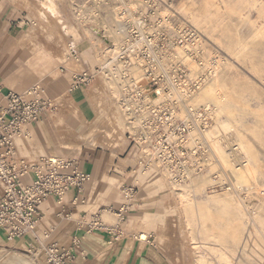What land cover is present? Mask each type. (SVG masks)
I'll return each mask as SVG.
<instances>
[{"label": "rangeland", "instance_id": "obj_1", "mask_svg": "<svg viewBox=\"0 0 264 264\" xmlns=\"http://www.w3.org/2000/svg\"><path fill=\"white\" fill-rule=\"evenodd\" d=\"M94 10L100 16L90 18ZM83 15L88 16L84 23ZM0 18L12 22L11 30L17 38L9 58L18 76L6 84L20 93L39 84L42 96H61L68 91L73 71H94L103 64L116 45L114 34L123 28L141 27L157 44H178L177 59L189 61L190 68L197 73L201 72L197 64L199 61L206 64V57L222 60L225 67L222 70L220 63L219 72L220 80H224L225 119L221 121L218 111L216 127L210 134L212 137L233 134L247 159L245 167L239 155L231 161L226 149L228 155L222 157L215 151L219 165L215 163L212 171L222 169L225 176L215 181L208 173L188 185L173 186L157 170L140 173L125 123L122 130H115L118 141L108 147L92 150L85 146L76 157L58 151L55 154L83 159L86 169L95 163L96 174L89 185L91 201L80 211L89 208L94 211L111 201L119 208L126 198L123 188L134 187L136 192L130 201L126 225L138 239L142 234L143 238L147 236L144 242L150 241L163 249L169 264H264V34L253 36L257 30L264 31V0H0ZM122 37L119 33V41ZM69 44L77 47L78 58L89 60L91 66H74L75 59L68 58ZM47 57L58 61L50 64ZM105 90L106 81L98 76L90 86L69 94L56 112L44 113L29 129L28 137L17 139L21 154L30 159L49 157L43 153L45 144L85 133L106 116L101 101ZM202 90L198 96L200 103L216 104L203 99ZM112 109L111 115L120 117L117 105ZM118 117L112 118L115 121ZM101 152L107 157L102 172L103 162H96ZM87 157L90 161H86ZM218 184L220 188H216ZM187 186H191V194L186 193ZM113 214L106 213L104 220L116 222ZM25 238L10 242L0 233V264H39L36 252L31 251Z\"/></svg>", "mask_w": 264, "mask_h": 264}, {"label": "built area", "instance_id": "obj_2", "mask_svg": "<svg viewBox=\"0 0 264 264\" xmlns=\"http://www.w3.org/2000/svg\"><path fill=\"white\" fill-rule=\"evenodd\" d=\"M93 13L90 18L100 16L98 11ZM81 18L84 23L88 16ZM144 31L141 27L121 29L123 37L115 45L117 49L108 53L103 64L94 71H73L67 94L90 86L101 76L117 88L127 138L137 154L140 173L157 170L177 187L208 173L218 181L225 173L222 169L212 171L219 161L209 135L216 127V106L197 101L201 88L212 79V71L199 61L201 72L197 73L189 61L177 59L178 44H157ZM68 58H78L73 44H69ZM61 103V99L42 96L39 84L20 93L4 92L0 83V230L10 242L36 230L41 206L49 198L55 197L63 204L71 190L81 193L89 180L75 159L30 160L17 149V139L29 136V126L44 113L56 112ZM122 191L125 200L115 211L109 209L116 217L115 223L106 222L100 213L87 222L89 231H105L112 242L125 233L130 201L136 192L134 187ZM79 201L85 203L86 199L76 196L74 203ZM44 251L46 264H68L74 258L56 244L44 246Z\"/></svg>", "mask_w": 264, "mask_h": 264}, {"label": "crops", "instance_id": "obj_3", "mask_svg": "<svg viewBox=\"0 0 264 264\" xmlns=\"http://www.w3.org/2000/svg\"><path fill=\"white\" fill-rule=\"evenodd\" d=\"M11 28L12 22L10 20L0 18V83L3 85L4 92L13 90L8 88L6 82L13 81L18 76V73L13 72L9 58L11 50L15 45L14 42L17 39ZM42 58L45 57L42 56ZM47 60L50 64H54L55 61H58V59H49L48 57ZM80 62L83 63L80 64ZM80 62L73 64L74 66H77V68H88L86 65L91 66V62L85 58H81ZM105 91L106 93L101 97V101L103 100L104 108H106V116L101 118V120L95 123V125L87 128L85 133L76 135L77 137L87 138L97 131L99 136L93 140L91 145L80 147L82 149L86 146L89 149L96 150V148L108 147L112 142L116 143L118 141V135L116 136L114 133L115 130L122 128L125 120L108 83H106ZM68 96L66 90L57 98L61 99L63 102ZM115 105L118 107L120 117L116 114L112 116L110 113V111L113 110L112 106ZM112 117H118V119L116 118L115 120L117 124ZM78 118L82 120L81 116H78ZM33 124L34 123L29 126L30 130ZM101 124H103V126H101ZM80 148L68 143V138L64 137L55 144H45L43 153L47 156L56 157L55 153L58 151L66 156L76 157L82 153V149ZM17 149L20 155H22L18 143ZM95 152L96 151H94L93 154ZM98 157L99 159H97L96 162H103L100 167V172H102L101 169H104V163L107 157L104 156L103 153L99 154ZM75 160L79 162L80 168L89 175V180L86 182L85 188L81 193H78V191L74 189L71 190L63 204L58 203L55 197L49 198L41 206L42 216L36 230L33 233L26 235L27 238H25V242L29 248H31V251L36 252L35 255L37 259H39V264H46L47 255L44 251V246L50 244H56L61 251L69 252L74 256L73 260L68 264H169L168 257L163 249L150 241L144 242L135 237L128 229V225L125 227V233L113 242L111 241L110 235L105 231L88 230L87 222L94 214L100 213L104 218L106 213H113L110 212L109 209L113 208L112 210L115 211L118 207H116L115 202L111 201L109 204H101L94 211L90 208L80 211L81 207H88L91 201L89 185L92 184L96 173L94 171V162L90 169H86L85 165L87 163H85L83 159ZM86 161H90L89 157L86 158ZM76 196L81 198L85 197V203H81L80 201L74 203V198ZM0 233L4 234L6 237L3 231L0 230ZM77 241L79 242L77 243ZM38 253H40V255H38Z\"/></svg>", "mask_w": 264, "mask_h": 264}, {"label": "bare ground", "instance_id": "obj_4", "mask_svg": "<svg viewBox=\"0 0 264 264\" xmlns=\"http://www.w3.org/2000/svg\"><path fill=\"white\" fill-rule=\"evenodd\" d=\"M253 2V1H252ZM251 2V3H252ZM255 5L257 4L256 2L254 3ZM45 6H47V5H45ZM245 9V8H244ZM244 11V10H243ZM250 12V11H249ZM248 13V12H247ZM163 14H164V16H166V14H167V12L165 11V12H163ZM244 20H246V17L244 18ZM216 23V22H215ZM239 23V22H238ZM237 23V24H238ZM213 25H215V24H213ZM241 25H242V23H241ZM208 26V25H207ZM212 26V25H211ZM239 26V25H238ZM237 26V27H238ZM217 28V27H216ZM201 29V28H200ZM210 29V28H209ZM235 33V32H234ZM236 33H237V31H236ZM262 34H264V31H261V30H257V31H255L254 33H253V36L254 37H258L259 35H262ZM231 35H233V34H231ZM263 36V35H262ZM113 37V36H112ZM235 38H238V35L235 37ZM114 40L116 41V46H117V44H118V42H119V33H116V35L114 34ZM244 40V39H243ZM251 41V40H250ZM258 41V40H257ZM260 41V40H259ZM238 42V41H237ZM241 42V41H240ZM252 44H254V43H252ZM257 44V43H256ZM115 46V45H114ZM202 46V45H201ZM235 47V46H234ZM252 47V46H251ZM250 47V48H251ZM115 49H117V47L115 48L114 47V49H111V50H109V54H111V52H113ZM204 49H205V51H206V48H205V45H204ZM235 49V48H234ZM253 50V49H252ZM257 50V49H256ZM255 50V51H256ZM259 50V49H258ZM258 50H257V52H258ZM233 51V50H232ZM207 52V51H206ZM248 52V51H247ZM256 53V52H255ZM254 53V54H255ZM258 53H262V52H258ZM246 56V55H245ZM248 56V55H247ZM257 57H259V54L257 55ZM261 57H262V55H261ZM243 58V57H242ZM246 58V57H245ZM253 58H255V57H253ZM245 60V59H244ZM251 60V59H250ZM258 60V59H257ZM264 60V59H263ZM262 60V61H263ZM74 61V60H73ZM81 61V58H77V59H75V61H74V63H79ZM253 61V60H252ZM251 62V61H250ZM259 62V61H258ZM264 62V61H263ZM220 63L223 65L222 66V70L224 69V67H225V63L222 61V60H219L218 59V57H211V58H207L206 57V68H209V69H211V71H212V79L207 83V84H205L202 88H201V90H202V98L203 99H210V100H213L214 102H216V104L215 103H213L215 106H216V113H217V115H218V111H219V115H220V119H221V121H223L224 119H225V95L223 94V88H224V80H223V82L220 80V72L219 71H222L221 69H220ZM252 63V62H251ZM255 63H257L256 61H255ZM247 64V63H246ZM254 64V63H253ZM252 64V65H253ZM262 64V63H261ZM249 65V64H248ZM250 66V65H249ZM253 66H255V65H253ZM256 66H257V64H256ZM260 66V65H259ZM263 66V65H262ZM258 67V66H257ZM264 67V66H263ZM259 69V68H258ZM260 71V70H259ZM226 74V73H225ZM264 74V73H263ZM233 75V74H232ZM224 76H226V75H224ZM229 76V75H228ZM230 77V76H229ZM235 78V77H234ZM227 79V78H226ZM225 79V80H226ZM231 81V80H230ZM229 81V83H231ZM227 82V81H226ZM234 82V81H233ZM107 83V82H106ZM253 83V82H252ZM109 84V87L111 88V91H112V93H113V95H114V97H115V100H116V103H117V105H118V107H119V102H118V91H117V88H116V86L114 85V84H112V83H108ZM232 84V83H231ZM248 85V84H247ZM251 86H252V84H251ZM227 87V86H226ZM230 87V86H229ZM233 87V86H232ZM240 87V86H239ZM255 87V86H254ZM257 87V86H256ZM237 88V87H236ZM249 88V87H248ZM240 89V88H239ZM256 89V88H255ZM201 90L199 91V93H198V95H197V101L198 102H202V101H200L199 100V94H200V92H201ZM236 90V89H235ZM250 90V89H249ZM252 90H253V88H252ZM237 91V90H236ZM241 92V91H240ZM244 92V91H243ZM252 92V91H251ZM231 93H232V90H231ZM242 93V92H241ZM246 93V92H245ZM254 95V94H253ZM206 103H208V102H206ZM210 103V102H209ZM229 106V105H228ZM119 109H120V111H121V108L119 107ZM234 112V111H233ZM121 113H122V111H121ZM236 114V113H235ZM238 114V113H237ZM122 115H123V113H122ZM241 116V115H240ZM123 118H124V120H125V117H124V115H123ZM223 119V120H222ZM242 120V119H241ZM234 122V121H233ZM106 123V122H105ZM126 124V123H125ZM224 124L225 123H223V127L225 128V126H224ZM101 126H103V124H101ZM260 126V125H259ZM251 128V127H250ZM259 129V128H258ZM96 130H98V129H96ZM247 130V129H246ZM237 131H239V130H237ZM213 132V131H212ZM240 132V131H239ZM101 133V132H100ZM211 133V132H210ZM209 133V135L211 136V134ZM264 133V132H263ZM240 134V133H239ZM245 134V133H244ZM99 136V133L96 131V132H94L91 136H89V137H87V138H81V137H77V136H75L74 138H68V143H70V144H72V145H74V146H76V147H82V146H84V145H91L92 144V142H93V140L95 139V138H97ZM264 136V135H263ZM212 137V136H211ZM213 138V147H214V150L218 153V155L220 156V157H222V156H226V155H228L227 154V151H228V153H229V155H230V157L232 158V160L231 161H233V157L236 155H239V157H240V160H242V162H241V165L243 166V167H245L246 166V164H247V159H246V157L244 156V154H243V152H242V150H241V146H240V143H239V141H238V139L233 135V134H228V135H223V136H220V137H218V136H214V137H212ZM249 140V139H248ZM64 141V140H63ZM250 141V140H249ZM251 143H252V141H250ZM230 143H232V146L230 147ZM254 146V145H253ZM226 147V148H225ZM236 147V148H235ZM228 148V149H227ZM245 148H246V150L247 151H249L250 152V147H249V145H246L245 146ZM77 149V148H76ZM80 149H82V148H80ZM227 151H226V150ZM50 151V150H49ZM78 151H80V150H78ZM53 152V151H52ZM68 152V151H67ZM252 152H253V150H252ZM255 152V151H254ZM70 153V152H69ZM76 153V152H75ZM258 153V152H257ZM256 153V154H257ZM72 154V153H71ZM74 154V153H73ZM255 154V153H254ZM255 154V155H256ZM75 155V154H74ZM258 155V154H257ZM253 156V155H252ZM50 158H55L54 156H49ZM75 157V156H74ZM254 157V156H253ZM256 158V157H255ZM254 158V159H255ZM237 169H241V167L240 168H237ZM236 182V181H235ZM173 186H175V185H173ZM177 187V186H176ZM189 188H191V186H187V188H185L186 189V193L187 194H191V193H189ZM226 187H223V189H225ZM218 193V192H217ZM187 194H185V198L187 197ZM222 194V193H221ZM213 195H214V193H213ZM223 195H225V194H223ZM184 196V195H183ZM219 196V195H218ZM211 197V196H210ZM213 197V196H212ZM223 197V196H222ZM182 199V198H181ZM188 199V198H187ZM192 199H193V197H192ZM192 199H190V200H192ZM185 199H183V201H184ZM194 200V199H193ZM231 200H233V199H231ZM212 201H214V200H212ZM228 201V200H227ZM208 202V201H207ZM218 202V201H217ZM226 202V201H225ZM198 203V202H197ZM199 203H201V202H199ZM233 203V202H232ZM236 203V202H235ZM184 204H186V203H184ZM191 204V203H190ZM230 205H231V202L229 203ZM228 204V205H229ZM189 205V204H188ZM216 205V204H215ZM225 205V204H224ZM234 205V204H233ZM209 206H210V204H209ZM222 206H223V204H222ZM238 206H239V204H238ZM185 207H186V205H185ZM201 207V206H200ZM199 207V208H200ZM224 207V206H223ZM229 207V206H228ZM184 208V207H183ZM189 208V207H188ZM230 208V207H229ZM232 208V207H231ZM233 208H236V207H233ZM185 209V208H184ZM223 209V208H222ZM212 210V209H211ZM215 210V209H214ZM213 210V211H214ZM218 210V209H217ZM229 210V209H228ZM186 211H188V210H186ZM208 211V210H207ZM230 211V210H229ZM233 211V210H232ZM235 211H236V209H235ZM201 212H203V209L201 210ZM206 211H204V213H205ZM212 212V211H211ZM220 212V211H219ZM225 212H226V210H225ZM238 211H236V213H237ZM252 212V211H251ZM256 212V211H255ZM224 213V212H223ZM222 213V214H223ZM228 213H231V212H227V215H228ZM189 214H190V212H189ZM198 214H199V212H198ZM237 214H239V213H237ZM236 214V215H237ZM188 215V214H187ZM186 215V216H187ZM253 215V214H252ZM264 216V215H263ZM239 217V216H238ZM255 217V216H254ZM191 218H192V216H191ZM224 218H225V216H224ZM242 218V217H241ZM187 219V218H186ZM253 219V218H252ZM262 219V218H261ZM264 220V219H263ZM243 222V221H242ZM263 222V221H262ZM193 223V222H192ZM210 223V222H209ZM216 224V223H215ZM261 225V224H260ZM191 227V226H190ZM214 227V226H213ZM263 227V226H262ZM193 228V227H192ZM200 229V228H199ZM214 229V228H213ZM190 230V229H189ZM201 231V230H200ZM216 231V230H215ZM264 231V230H263ZM202 232V231H201ZM205 232V231H204ZM209 233H210V230H209ZM206 235V234H205ZM210 235V234H209ZM193 236V235H192ZM204 236V235H203ZM145 238H147V236H144ZM145 238H143L142 237V234H141V236H140V239L141 240H144ZM207 239H208V237H207ZM223 240H225V239H223ZM226 244H227V242H226ZM220 245H222L221 243H220ZM233 245V244H232ZM194 247H195V245H194ZM222 248V247H221ZM223 249V248H222ZM230 249V248H229ZM236 250V249H235ZM234 250V251H235ZM238 250V249H237ZM220 251H222V250H220ZM232 252V251H231ZM236 253V252H235ZM226 254V253H225ZM228 256V255H227ZM230 257V256H229Z\"/></svg>", "mask_w": 264, "mask_h": 264}]
</instances>
